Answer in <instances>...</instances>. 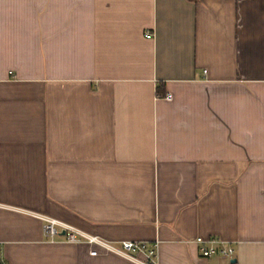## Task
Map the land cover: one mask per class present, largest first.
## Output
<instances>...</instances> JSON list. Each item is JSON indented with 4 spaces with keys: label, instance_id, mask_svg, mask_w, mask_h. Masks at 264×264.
Returning <instances> with one entry per match:
<instances>
[{
    "label": "crops",
    "instance_id": "obj_1",
    "mask_svg": "<svg viewBox=\"0 0 264 264\" xmlns=\"http://www.w3.org/2000/svg\"><path fill=\"white\" fill-rule=\"evenodd\" d=\"M38 217L264 264V0H0V264H134Z\"/></svg>",
    "mask_w": 264,
    "mask_h": 264
},
{
    "label": "built area",
    "instance_id": "obj_2",
    "mask_svg": "<svg viewBox=\"0 0 264 264\" xmlns=\"http://www.w3.org/2000/svg\"><path fill=\"white\" fill-rule=\"evenodd\" d=\"M147 38H152V34L147 33ZM170 99V96H166ZM42 222L43 236L49 241H53L55 237L63 234L64 241L68 244H85L94 247L89 255L97 256V248L106 254H113L134 264H156L157 242L154 243H136L122 242L119 246H113L97 237H93L80 232L79 230L59 222L57 220L38 217ZM198 245L199 257L208 260L214 256H219L225 261H231L234 257V249L230 245L222 244L216 239L203 240L197 238L195 240ZM140 256L143 258L141 259Z\"/></svg>",
    "mask_w": 264,
    "mask_h": 264
},
{
    "label": "water",
    "instance_id": "obj_3",
    "mask_svg": "<svg viewBox=\"0 0 264 264\" xmlns=\"http://www.w3.org/2000/svg\"><path fill=\"white\" fill-rule=\"evenodd\" d=\"M63 235V234H62ZM232 264H235L236 263V260H232V262H231Z\"/></svg>",
    "mask_w": 264,
    "mask_h": 264
}]
</instances>
